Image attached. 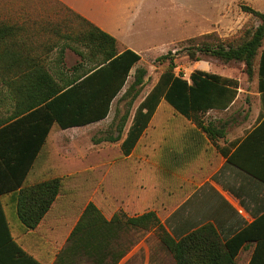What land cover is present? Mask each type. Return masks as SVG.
<instances>
[{
	"label": "trees",
	"instance_id": "trees-1",
	"mask_svg": "<svg viewBox=\"0 0 264 264\" xmlns=\"http://www.w3.org/2000/svg\"><path fill=\"white\" fill-rule=\"evenodd\" d=\"M242 10L256 16L259 25L239 43L221 40L210 34L188 40L181 50L192 62L213 57L224 64L243 63L244 72L250 80L254 76L255 59L263 48L258 68L260 124L228 156V160L264 182V171L255 167V158L264 167V13L246 5H242ZM79 18L85 29L77 34L61 36L62 43L56 42L54 45L61 47L53 61L35 53L33 47L20 40L19 28L0 22V82L6 89L8 101L13 103L12 113L7 117L0 116V132H17L27 123L34 124V146L27 150L30 161L41 150L54 124L65 130L107 118L113 101L123 91L132 69L141 60L140 55L129 49L118 53L115 38ZM66 49H71L80 57V62L72 67V75L59 70L64 65ZM173 56L169 52L157 59L158 62H168L169 69L160 75L156 85L135 109L127 135L121 143L125 157L132 154L163 101L212 140L223 137L226 132L224 126L207 123L204 117L212 110L225 111L235 102L239 94V81L203 70H194L187 79L183 74L175 73L177 66ZM146 74L145 69H138L134 82L125 93V96L132 97L130 109L140 96ZM129 118L128 113L117 125L116 136L108 135L97 140V143L120 141ZM244 149L250 158L246 163L240 159ZM61 187L62 180L56 177L21 190L18 215L27 228L35 229L39 225L57 199ZM131 230L154 231L175 264H237L236 257L246 242L244 234L224 241L212 225L177 241L153 211L135 217H127L121 212L107 220L90 202L56 264H79L83 260L91 264H118L127 252L121 249L119 240ZM18 250V255L25 259L24 264H41ZM260 256L256 250L249 264H263ZM110 259L112 262H108ZM1 260L0 264H4Z\"/></svg>",
	"mask_w": 264,
	"mask_h": 264
},
{
	"label": "crops",
	"instance_id": "crops-1",
	"mask_svg": "<svg viewBox=\"0 0 264 264\" xmlns=\"http://www.w3.org/2000/svg\"><path fill=\"white\" fill-rule=\"evenodd\" d=\"M55 1L77 17L85 19L115 38L118 53L129 49L140 55L143 60V55L150 50L152 30L143 21L147 0ZM61 27L58 24H48L44 26V31L53 35L56 42L62 43L61 36L71 33L63 31ZM17 28H19V38L20 29L25 27L17 26ZM23 40L29 45L27 39ZM33 49L36 53L35 47ZM67 51L72 50L66 49ZM59 70L66 75L73 73L72 68L67 70L60 67ZM258 83L259 77L257 86ZM240 96L241 93L227 110H212L207 114L229 112ZM243 104L248 108V103ZM256 106L261 107V103ZM161 108L160 104L132 154L128 157L124 156L125 160L129 161L133 173L143 172V186L129 194L125 189L121 194L120 190H117L113 196L105 193L102 208L99 205L95 206L102 210L107 220H110L121 211H115L110 216L105 211L115 208L124 198L130 205L129 211L135 212L130 217L150 211L155 212L166 231L177 241L207 225H212L224 241L238 234H244L246 242L236 257L237 264L241 262L249 264L256 250L260 252V260L264 264V182L228 160V156H231L251 131L260 124L261 111L252 121L251 115L241 117L238 122L234 118L223 121L222 126L226 129L224 136L212 140L186 117L170 109L163 111V119L158 126H155L154 131L152 129L154 119ZM12 111L13 103H0L1 117L9 116ZM107 118L86 126L65 130L60 128V131L55 132L58 138L54 133L58 125L54 124L46 142L31 161L27 150L30 147L33 149L34 146V124L27 123L17 132H0V253H2L0 259L2 263L24 264L25 259L18 255V249L41 264L57 263L60 253L68 245L67 242L65 248L61 247L57 254V248L61 245L63 237L67 235L69 238L90 203L79 215H77L78 209L71 201L56 212L63 196L65 174L71 171L82 172L88 167V162L80 158L84 155L81 150L75 153L78 162L72 163L67 157L69 151L67 156H60L65 155L61 153L60 146L67 138L73 141L80 140L83 137L82 128H87L88 132L90 128ZM212 123L217 125L214 121ZM240 159L244 163L250 161L245 149L240 153ZM255 161V167L264 171L260 160L255 158ZM115 163V160L108 161L109 166ZM95 166L97 171L99 168L96 164ZM56 177L62 180L57 199L35 229L27 228L18 215L21 190ZM138 201L140 203H137ZM253 226L254 229H251ZM135 250L136 247L133 251ZM128 256L130 257V253ZM121 261L118 264H121ZM108 262H112L111 259Z\"/></svg>",
	"mask_w": 264,
	"mask_h": 264
},
{
	"label": "rangeland",
	"instance_id": "rangeland-1",
	"mask_svg": "<svg viewBox=\"0 0 264 264\" xmlns=\"http://www.w3.org/2000/svg\"><path fill=\"white\" fill-rule=\"evenodd\" d=\"M242 5L264 13V0H147L143 21L152 30L150 50L143 55V60L132 70L126 86L112 105L109 117L104 122L90 128L88 132L87 128H82L83 137L80 140L64 139L60 151L65 155L60 156H67L69 151L70 154L67 157L71 160L70 162L75 163L78 162L75 153L81 150L84 155L80 158L88 162V167L82 172L71 171L65 174L63 196L57 205L56 212L71 201L73 206L78 209L77 215H79L89 202L102 208L105 193L113 196L117 190H120L121 194L125 189L129 194L143 186V172L135 171L133 173L131 171L130 163L125 160L120 145L131 125L135 109L156 85L160 75L169 69L168 62L157 61L159 57L169 52L174 54L177 66L175 73H181L187 79L194 70H203L237 79L241 83L239 90L241 96L232 109L226 113L211 112L207 114L204 117L207 123L214 121L217 125L222 126V122L230 118H234L237 122L245 115H251V121L256 118L258 112L261 111V107L256 106L261 103L257 86V71L263 48L259 50L255 59L254 76L250 80L244 72L245 65L243 63L224 64L213 57H203L199 62H192L181 50L187 45L188 40L200 39L210 34L221 40L227 39L234 43H239L249 36V33L259 25V19L243 11ZM0 22L15 27H25L20 29L19 38L27 39L29 45L35 47L37 54L46 56L52 61L58 57L61 46L54 47L56 38L44 31L45 25H61L63 31L71 34H77L85 29V25L79 17L55 0H0ZM79 62L80 57L77 54L67 51L64 65L61 67L68 70ZM140 68L145 69L147 74L144 77V86L141 88L140 96L130 109L129 104L132 97L125 96V93L134 82L137 70ZM5 95L6 89L0 82V103H11ZM243 103H248V108H245ZM161 107L154 119L153 130L163 119L164 110L174 111L165 101L161 103ZM128 113L130 118L122 139L116 143L100 142L97 144V140H102L108 135H117V125ZM56 131H60L58 126L54 133ZM55 137H59L57 133H55ZM109 160H115V165L109 166ZM93 163L98 166L97 171ZM129 208L130 205L123 198L115 208L105 212L110 216L115 211H121L130 217L135 212L129 211ZM67 238V235L63 237L61 245L57 248V254L61 247L64 249L67 245ZM119 243L122 245V250H127L121 264H175L154 231L131 230L122 236ZM135 247L136 250L133 251ZM81 264L90 263L83 261Z\"/></svg>",
	"mask_w": 264,
	"mask_h": 264
}]
</instances>
